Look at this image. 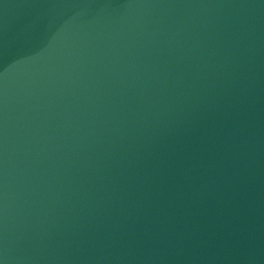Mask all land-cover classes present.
Listing matches in <instances>:
<instances>
[{
    "label": "water",
    "instance_id": "95a60500",
    "mask_svg": "<svg viewBox=\"0 0 264 264\" xmlns=\"http://www.w3.org/2000/svg\"><path fill=\"white\" fill-rule=\"evenodd\" d=\"M264 101V0H0V221Z\"/></svg>",
    "mask_w": 264,
    "mask_h": 264
}]
</instances>
